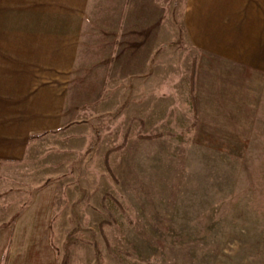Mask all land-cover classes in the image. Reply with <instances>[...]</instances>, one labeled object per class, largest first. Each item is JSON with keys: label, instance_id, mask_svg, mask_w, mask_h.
Listing matches in <instances>:
<instances>
[{"label": "rangeland", "instance_id": "obj_1", "mask_svg": "<svg viewBox=\"0 0 264 264\" xmlns=\"http://www.w3.org/2000/svg\"><path fill=\"white\" fill-rule=\"evenodd\" d=\"M184 1L136 0L127 15L122 0L119 31L93 27L64 125L4 171L2 209L54 189L57 264H264V100L245 70L192 53ZM158 18L164 46L143 51Z\"/></svg>", "mask_w": 264, "mask_h": 264}, {"label": "crops", "instance_id": "obj_2", "mask_svg": "<svg viewBox=\"0 0 264 264\" xmlns=\"http://www.w3.org/2000/svg\"><path fill=\"white\" fill-rule=\"evenodd\" d=\"M102 1L93 7L92 0H0V186L4 171L26 157L30 136L64 125L85 37L93 27L119 31L124 24L122 0ZM123 2L127 15L134 11L136 0ZM181 7L192 53L245 70L256 79L255 97L264 100V0H185ZM93 8L105 10V16L101 12L95 22ZM156 22L143 24L142 39L134 41L143 51L164 46L160 33L166 19ZM54 197L51 186L41 188L15 211L2 209L0 192V264H57L51 242Z\"/></svg>", "mask_w": 264, "mask_h": 264}, {"label": "trees", "instance_id": "obj_3", "mask_svg": "<svg viewBox=\"0 0 264 264\" xmlns=\"http://www.w3.org/2000/svg\"><path fill=\"white\" fill-rule=\"evenodd\" d=\"M193 88V83H191V89ZM37 136H30L29 137V140L33 139V138H36Z\"/></svg>", "mask_w": 264, "mask_h": 264}]
</instances>
